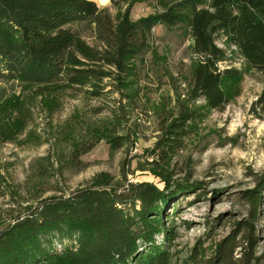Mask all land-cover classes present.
Here are the masks:
<instances>
[{"label":"trees","instance_id":"16d2710c","mask_svg":"<svg viewBox=\"0 0 264 264\" xmlns=\"http://www.w3.org/2000/svg\"><path fill=\"white\" fill-rule=\"evenodd\" d=\"M159 25L184 30L193 54L188 91L174 108L159 111L157 139L140 167L163 187L145 181L122 185L102 173L69 196L39 200L0 231V264H174L179 200L201 187L175 178L170 163L207 112L223 109L225 83L240 79L241 69L219 66L228 55L264 73V0H176L137 20L127 12L111 16L92 0H0V80L43 95L62 89L91 97L116 94L118 102H126L121 109L145 117L139 66L149 50V34ZM17 102L1 95L0 119ZM255 105L264 112V87ZM109 129H94L90 140L74 143L68 165L79 171L80 156L98 141L121 149L135 134L122 127L113 135ZM240 195L247 216L234 223L210 256L197 246L183 264H264V247L261 254L256 251L264 176Z\"/></svg>","mask_w":264,"mask_h":264},{"label":"rangeland","instance_id":"374dc122","mask_svg":"<svg viewBox=\"0 0 264 264\" xmlns=\"http://www.w3.org/2000/svg\"><path fill=\"white\" fill-rule=\"evenodd\" d=\"M92 1L111 16L127 12L131 20H137L163 11L176 0ZM149 35V50L139 66L141 102L146 104L147 117L139 110L130 114L127 106L121 109L126 102H118L116 94L91 97L76 89H62L43 95L36 88L24 90L16 82L0 80V96L18 101L0 119V231L25 207L49 197L69 196L102 173L122 185L145 181L163 187L140 167L149 160L145 153L157 139L159 111L174 108L188 91L193 54L190 39L180 28L159 25ZM84 39L94 45L92 38L84 35ZM219 66L241 69L242 75L225 83L223 109L207 112L170 163L177 172L175 178H187L201 187L197 196L179 200L180 210L174 216L178 227L174 264H183L187 253L197 246L205 257L210 256L234 223L247 216L240 194L253 189L264 176V112L255 105L264 87V73L248 68L236 55H228ZM104 127L113 135H120L122 127L135 134L121 149H112L108 140L98 141L80 156L83 167L79 171L71 168L70 147L90 140L94 129L104 132ZM182 221L189 222V228ZM256 228L260 242L256 251L261 254L264 210Z\"/></svg>","mask_w":264,"mask_h":264},{"label":"crops","instance_id":"0c3cea01","mask_svg":"<svg viewBox=\"0 0 264 264\" xmlns=\"http://www.w3.org/2000/svg\"><path fill=\"white\" fill-rule=\"evenodd\" d=\"M95 2V1H94Z\"/></svg>","mask_w":264,"mask_h":264}]
</instances>
